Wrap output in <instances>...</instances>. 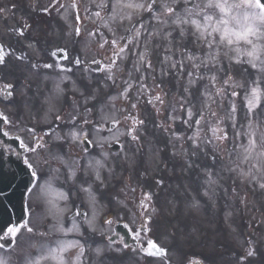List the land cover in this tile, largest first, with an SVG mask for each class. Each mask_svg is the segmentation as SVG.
Segmentation results:
<instances>
[{
	"label": "snow or ice",
	"instance_id": "6c2138e0",
	"mask_svg": "<svg viewBox=\"0 0 264 264\" xmlns=\"http://www.w3.org/2000/svg\"><path fill=\"white\" fill-rule=\"evenodd\" d=\"M97 9L92 11V16L101 20V27L108 28L109 31L114 23L123 24L127 21L131 25L126 29V37L121 36L111 41L116 59H110L107 79L115 85L116 73L124 71L119 67L118 61L131 60L132 63V70L128 71L127 78L121 81L123 87L119 94L109 95L100 101L99 118L92 117L95 104L93 107H84L83 111L76 105L75 114H69L70 119H66L57 111L55 121L58 123L42 130L43 135L37 136L36 129L27 128L32 141L26 143L20 134H11L12 129L18 128L19 125L13 124L6 115L0 113V156H15L23 165L22 171L30 177L22 194L25 215L31 214L25 198L35 196L44 205L46 216L51 217L54 222L50 231L59 235L54 242L33 244L32 247L37 249L36 255L26 254L23 264H84L85 246L74 237L83 235L82 224H87L89 230H95L98 200L92 185L89 183L85 186L81 183L80 191L85 194V201L92 215L77 207L69 217L70 223L65 226L63 215L68 211L69 193L60 188L57 181L61 176L66 180L75 181L78 173L83 172L86 177L91 172L96 181L103 183L101 171L106 168L107 155L101 153L100 158H95L96 154L93 153L91 158L81 164L83 155L78 158L69 156L64 151V145L72 147L91 144L93 147H103L107 138H100L99 133L105 131L104 125L111 123L112 126L107 131L116 135L115 128L119 121L114 116L115 102L118 99H132L129 93L133 88H136L138 93V102L146 92L150 94L151 89H162L165 77L179 75L186 79L187 82L182 88L185 95L178 99L174 97V100L179 111L184 114L183 123L192 129L187 140L191 141L193 149L200 148L202 144H215L217 141L223 143L229 139L228 132L221 126L224 117L218 116L213 105L220 103L222 106L223 97H241L245 122L239 126L242 131L236 132L235 139L239 143L234 147L235 159L228 170L238 172L240 176L253 181L264 180V121L260 119L261 113H264V0H100ZM105 9L109 11L106 16H102ZM80 32L81 29L77 28L76 34L80 35ZM19 34L23 35V32ZM89 35L95 36L96 33L90 32ZM161 47L164 54L162 57L157 55L161 79L159 83H155L157 77L154 73L157 68L151 55L153 49ZM3 53L4 48L0 45V65L5 63ZM16 59L24 60L26 57L21 55ZM225 60L228 62V68L224 66ZM76 63L79 64L80 61L77 60ZM233 65L247 66L243 69L241 79H235L229 71ZM40 67L39 64H31L33 70L38 71ZM42 67L51 69L52 65L43 64ZM60 71L66 73L72 69L61 68ZM133 72L139 74L137 79H133ZM220 72L224 73L223 78L218 75ZM149 76L154 81L151 86L146 83ZM64 83L63 77L53 82L52 96L48 98L49 112L55 108L52 101L63 95ZM11 88L12 85H6L0 90V94L11 97ZM81 95H84L83 92ZM166 95L157 92L148 103L155 101L163 105ZM217 98L221 99L218 101ZM96 99L94 95L88 96L84 98V103L87 105ZM190 99L193 100L192 103H189ZM137 102L131 104L133 109L137 107ZM196 102L201 103L198 111H194ZM109 107L112 111L106 112L105 109ZM237 113L236 102L230 99L227 118L234 129L237 126ZM206 114L217 117L214 125L209 121L211 136L202 135L201 122L205 120ZM129 118L133 127L128 130V134L133 133L137 125L144 124L143 120L136 117H126ZM169 119L174 120L175 117L170 116ZM85 125H91V131L97 139L90 138L89 129L85 128ZM173 135L177 139L181 138L178 133L173 132ZM132 139L137 140L138 137L132 135ZM33 154L39 159H34ZM184 154L187 155V149ZM192 155L195 156L196 152H192ZM213 160L215 161V157ZM245 165L248 167L245 168ZM45 167L48 169L47 174L42 175ZM206 176V183L210 186L216 182L211 171H208ZM14 178L15 175L12 174V179ZM3 180L4 176L0 174V183H3ZM259 186L264 188V182ZM8 187H11V181ZM6 199L11 203L10 197ZM144 200H151V195L145 193ZM0 206H3V211L0 212V241L11 245L7 249L9 254L4 255L2 253L6 244L0 243V264H13L11 253L18 247L17 237L21 230L35 233L29 226L28 219L22 217L17 220L14 213L3 205V201H0ZM39 235L45 236L47 233L41 232ZM95 251L99 255L102 250L97 248ZM142 251L145 249L142 248ZM146 254L166 256L167 251L149 241ZM248 255H253V252L249 251Z\"/></svg>",
	"mask_w": 264,
	"mask_h": 264
},
{
	"label": "rangeland",
	"instance_id": "374dc122",
	"mask_svg": "<svg viewBox=\"0 0 264 264\" xmlns=\"http://www.w3.org/2000/svg\"><path fill=\"white\" fill-rule=\"evenodd\" d=\"M74 1L78 4L76 10L73 9L68 0H49L55 5L52 9H49L48 13L50 17H53V15L54 17L52 22L48 24L50 28H48L47 38L49 42H54L55 46L60 45V43L62 45L68 44L72 54L78 51V49H75V43H83V45L78 46L83 48V70H75L73 72L74 76L71 77L80 81H72L70 88L72 92L68 90L70 100H72L70 107L71 110H75V105H79L81 102L80 110H83L84 107H93V104H95L94 114H92L95 119H98L100 116L98 111L101 106L100 101L109 95H118L123 87L121 81L126 79L128 71L132 70L131 60L118 61L119 67L124 71L116 73L115 85L107 79L110 59H116L111 41L121 36L126 37L128 35L126 29L131 25L127 21H124L123 24L114 23L110 26L111 31H109L108 28L101 27L102 21L91 14L92 11L98 10L97 4L100 3V0ZM47 2L48 0H24L25 8H23V11H29V5L38 9V7L46 5ZM86 9L91 11H86ZM108 11V9L103 10L102 16H106ZM77 12L78 15H81L79 20L76 18ZM77 28L81 29L80 35L76 34ZM90 32H95L96 35L90 36ZM113 33L116 35L114 36ZM40 35L42 38L45 37L44 34L40 33ZM101 44L103 47H100ZM158 54L160 57L163 56V47L153 49L151 55L153 64L157 68L156 73H154L157 77L155 83H159L161 79L159 64H157ZM98 59L104 61L103 70L99 72L89 70L87 64ZM224 66L228 68L226 60ZM245 67L247 66L233 65L229 71L235 79H241ZM188 70H190V66ZM218 75L221 78L224 77L223 72ZM138 77L139 74L133 72V79ZM186 82L183 76H168L163 78L162 89H151V93L146 92L138 102L136 101V88H133L129 93L132 99L127 101L118 99L115 102L114 116L116 120L122 118L124 121H132L130 118L126 119V117H136L138 120H143L144 124L137 125L132 133L138 137L137 141L129 137L128 130H118L115 136L108 137L109 140L112 138L120 141L124 148L119 155L110 157L112 160L108 157L110 154H106V168L101 171V177L106 174L108 180L110 176L116 175L118 179L127 182H133L132 180H134L137 184V176L145 172L150 180L148 177L142 179L146 180L144 182L148 186H154L153 183L158 180L160 183L157 182L156 184L163 186L164 189L160 187L159 190H163L167 194L168 202H182L183 209L180 211L181 215H179L182 217L181 221L179 220L180 223L167 226L177 229L175 234L172 237L160 236L159 239L163 246L171 249L174 260L180 258L188 260L187 256L191 254L190 249L196 248L207 253V257L214 264H264V188L259 186L264 180L253 181L250 178L246 179L240 176L238 172L228 170L235 159L234 147L239 143L235 139L236 132L242 131L239 126L245 122L243 120V110L241 109V97H223L222 106L220 103L213 105L218 116L224 117L221 126L228 132L229 139L223 143L217 141L215 144H202L200 148L193 149L191 141L187 140V136L191 135L192 129L183 123L184 114L179 111V107L174 100V97L178 99L180 96L185 95L182 88ZM146 83L149 86L153 85L154 81L151 76H149ZM81 92L84 95L78 97ZM157 92H160L161 95L167 94L163 105L155 101L151 104L148 103V100L153 99ZM93 95L97 99L85 105L84 98ZM217 99L219 101L221 98ZM230 99L235 100L238 109L235 129L227 118ZM133 102H137L135 109L131 107ZM192 102L193 100L190 99L189 103ZM70 107L67 108V111ZM200 107L201 103L196 102L194 111H198ZM58 108L59 105L56 109ZM105 111L111 112L112 110L109 107ZM170 116L175 117V119H169ZM260 119L264 121V113H261ZM216 120L217 117L206 114L205 120L201 122L202 135L211 136L209 121L214 125ZM85 128L89 129L91 139L98 138L92 133L91 125H85ZM173 132L178 133L181 138L177 139ZM79 146L81 147V145ZM79 146H67V154L78 158L80 154L76 150ZM185 149H187V155L184 154ZM192 152H196V155L193 156ZM92 154L83 155V163L84 160L91 158ZM230 154L232 155L230 156ZM213 157H215V161ZM95 158L100 157L96 156ZM244 167L247 168L248 165ZM208 171L212 172L216 181L211 186L206 183V173ZM59 180L61 183L65 182L72 186L78 185L77 180H66L63 176ZM83 183L85 186L90 183L94 191H97L95 186L101 185L99 181L95 180L91 172L86 177L83 173ZM101 208L102 205L98 204L96 211ZM167 214L175 215L169 210ZM37 223L34 219L30 221V227L34 231L44 227L40 224V219H37ZM49 233L55 238L50 239L47 235L40 236L36 233H27L26 236L25 233H21L18 237L19 248L17 247L11 253L13 264H23L24 256L28 253L34 256L37 249L32 245L36 242L51 243L59 238L58 233L50 230ZM91 247L85 246L88 256L86 258L85 255L84 264H98L97 259L99 258H95V255L90 253ZM249 251H252L253 255L249 256ZM2 254L8 255L9 253L4 250ZM89 258L91 260L87 263L86 260H89Z\"/></svg>",
	"mask_w": 264,
	"mask_h": 264
},
{
	"label": "flooded vegetation",
	"instance_id": "af4514ba",
	"mask_svg": "<svg viewBox=\"0 0 264 264\" xmlns=\"http://www.w3.org/2000/svg\"><path fill=\"white\" fill-rule=\"evenodd\" d=\"M4 12L0 15V45L4 48L3 55L5 57V63L0 65V90H3L6 85H12V96L0 94V113L6 115L13 124L19 125L18 128L12 129L11 134H20L25 142L29 143L32 141V136L27 133V128L36 129V135L40 136L43 135L42 130H47L57 123L55 121L57 99L52 101L55 108L49 112L48 98L52 96L53 82L55 81L50 77V74L60 71L61 68H69L72 61L77 68L82 66L83 55L79 53L76 55L78 57L73 58L71 52L64 50L63 58H55L57 57L56 51L41 47V43L32 41L33 38L30 36L25 37L24 33L20 35L19 33L24 29V22L21 24L17 19L13 26ZM33 24V20H31L27 26L31 27ZM21 55L26 59H16ZM77 60L80 61L79 64L76 63ZM32 63L41 65L38 71L31 68ZM43 64H51L52 68L45 69L42 67ZM64 86L68 87L69 83H65ZM59 107L62 108L61 111H64L65 101H61ZM3 157L5 160L16 161L23 166L15 156L9 158L5 154ZM33 158L39 159L34 154ZM6 165L10 166L11 163H6ZM47 171L48 169L45 167L42 175H46ZM60 187L69 193L67 207L83 209V192L74 191L68 186ZM132 189L135 188L108 186L97 191L98 204L102 205L99 216L110 221V223L105 221L102 224L98 235L101 242L111 245V247L107 246L105 253L108 263L104 262L103 256L100 258V263L136 264V255L133 253L137 251L139 256L150 263L155 260L156 262L163 260L164 264H190L191 262L184 261L182 258L174 260L171 249L167 250L166 256L146 254L149 241L159 242L160 236L172 237L175 234L177 229L167 226L180 223L179 220L182 219L179 216L182 210L181 201L168 202L167 194L163 190L157 192L156 187L153 189L149 186L138 187L135 191ZM145 193L151 195V200H144ZM39 204L40 202L34 207H38ZM142 205L144 206L142 207ZM168 210L175 215H171L169 218ZM121 224L124 227H121ZM126 227L134 246L131 251L127 249L121 254L114 252L112 244L117 243L114 246H120L118 241L125 236ZM142 248L145 251H142Z\"/></svg>",
	"mask_w": 264,
	"mask_h": 264
},
{
	"label": "water",
	"instance_id": "95a60500",
	"mask_svg": "<svg viewBox=\"0 0 264 264\" xmlns=\"http://www.w3.org/2000/svg\"><path fill=\"white\" fill-rule=\"evenodd\" d=\"M9 181H11V187H8ZM16 187L17 182H15L12 177L4 176L3 183H0V189H2V191H0V201H3V205H6L8 209L14 213L15 218L19 220L22 218L23 213L22 194L24 190H18ZM12 188L14 189V191L11 190ZM7 197L11 198V203H9V200L6 199ZM2 211L3 206H0V212Z\"/></svg>",
	"mask_w": 264,
	"mask_h": 264
},
{
	"label": "bare ground",
	"instance_id": "6f19581e",
	"mask_svg": "<svg viewBox=\"0 0 264 264\" xmlns=\"http://www.w3.org/2000/svg\"><path fill=\"white\" fill-rule=\"evenodd\" d=\"M47 47V46H46Z\"/></svg>",
	"mask_w": 264,
	"mask_h": 264
}]
</instances>
